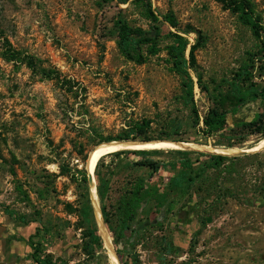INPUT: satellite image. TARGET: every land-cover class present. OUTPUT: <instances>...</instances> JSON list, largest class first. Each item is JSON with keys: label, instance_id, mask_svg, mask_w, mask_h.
Instances as JSON below:
<instances>
[{"label": "rangeland", "instance_id": "374dc122", "mask_svg": "<svg viewBox=\"0 0 264 264\" xmlns=\"http://www.w3.org/2000/svg\"><path fill=\"white\" fill-rule=\"evenodd\" d=\"M247 1L264 25V0ZM133 2L0 0V31L13 48L83 84L95 116L92 125L84 124L71 111L81 97L74 101L57 82L25 64L6 62L0 42V235L27 259L32 252L28 240L34 236L42 256L58 264H110L105 246L100 257L86 252L85 231L74 211L81 191L72 176L85 172L80 152L88 156L97 147L93 140L118 136L130 120H151L152 136L174 135L178 125L176 132L186 142L211 148L234 143L231 150L251 152L262 140L235 124L259 119L264 100L250 101L233 115L231 101L225 99L236 75L253 63L255 68H248L252 82L264 89L262 39L217 0H151L160 20L173 11L182 29L190 26L205 37L196 53L204 89L193 72L190 89L171 69L164 34L162 51L142 64L120 53L114 28L119 15L149 37L159 33ZM181 34L192 44L197 38ZM215 98L223 99L229 112L228 129L205 140L193 127L191 107L194 103L202 126ZM90 127L99 137L90 139ZM208 153L164 150L102 159L99 172L109 180L104 202L109 225L102 218L120 264H264V148L246 156L229 154L240 160L218 169ZM148 162L159 169L138 165ZM187 162L194 167L193 176L200 175L176 193L171 182ZM95 180L98 186L96 173ZM136 182H144L150 192L128 221L125 202ZM159 196H165L164 203ZM99 204L102 211L100 198ZM8 212L32 223H21ZM95 225L100 235L96 219Z\"/></svg>", "mask_w": 264, "mask_h": 264}, {"label": "trees", "instance_id": "16d2710c", "mask_svg": "<svg viewBox=\"0 0 264 264\" xmlns=\"http://www.w3.org/2000/svg\"><path fill=\"white\" fill-rule=\"evenodd\" d=\"M101 5H108L115 2V0H96ZM225 10L230 11L232 14L236 15L238 20L245 26L251 28L252 33L258 39H262V44L264 47V25L262 18L256 14L253 6L247 0H217ZM129 0H116L117 5H125ZM134 5L141 8L142 16L154 23L156 29L159 30V33L154 37H149L148 34L140 27H134L130 22L123 16L118 17L114 23V28L117 34V44L118 49L122 56L127 60L135 62L137 64L144 63L149 57L158 55L161 51V39L160 37L164 34V37L169 39V44L166 46L165 50L169 56V64L171 69L175 74L184 78L185 84L193 89L194 81L191 77L190 72H193L197 79L201 90L202 87V77L199 72V65L196 53L197 51L205 45V37L201 32L195 30L194 28L187 26L181 28L175 14L173 11H169L166 15L162 16L160 20L159 16L153 10L151 0H134ZM124 10H120L122 14ZM169 26L170 29L167 32H164V27ZM171 29H174L173 32ZM195 33L197 38L192 44L187 37L182 35ZM0 42H1V56L8 63H21L27 65L34 73L41 75L43 78L55 81L65 91L66 94L70 95L74 101L79 100V105L77 108L71 107L73 113H78L84 120L87 125H92V120L94 119V114L91 111V106L88 104V95L87 89L80 82L74 79L62 78L60 72L56 69L47 68L43 65H38L34 57L23 54L21 51H18L13 48L12 44L7 38H5L2 31H0ZM251 69L255 68V64L246 67L241 70L239 74L236 75V78L230 84L228 95L225 99L231 101V112L233 115L237 113L239 107L244 106L250 101L264 100V89H259L258 85L252 82V73ZM263 69V68H259ZM223 100V99H222ZM217 98L212 99L213 103L206 115L202 120V126H200V117L198 110L195 104H192V120L193 127L198 129V132L205 140H209L213 137L222 135L228 129V115L229 112L224 106H222L221 101ZM152 121L149 119L142 120H130L127 122V128L124 129L116 137H100L96 141L93 140V143H96L95 146L101 145L106 142L111 141H179L186 142L185 139L180 137L176 131L180 126L174 128L176 136L173 134H160L159 136H152L150 134V129L152 127ZM236 127L242 128L245 131H248L252 134L260 135L261 139L264 138V113L260 116L259 119L253 120L251 123H246L244 121H237L235 124ZM92 127V126H91ZM88 128L86 131L90 134V139H95L99 137L97 134L98 131L95 128ZM198 142V141H197ZM196 142V143H197ZM217 145V144H216ZM218 146V145H217ZM236 144L230 143L228 147H234ZM227 148V149H230ZM159 151H132L126 150L121 151L120 153L113 154L111 156H121L125 154H134V155H149L158 153ZM182 154H187V152L179 151ZM80 155L83 156L84 162L87 160L85 152H80ZM256 155V154H255ZM211 166L218 169L222 167L227 162H234L240 160L238 157L229 158L226 155H216L210 156ZM102 161V160H101ZM101 161L96 167V176L98 180V196L102 203V214L104 221L109 225V221L106 215V205L104 204L106 199V191L109 190V180L104 178L100 172L99 167ZM140 166H148L153 172H156L159 168L153 162L140 163ZM194 167L191 162H187L183 165L182 170L173 178L171 182V190L176 193L184 192L189 184H194L196 178L199 177L193 176ZM203 172V171H202ZM80 176H72L73 182L77 184L80 189L79 204L74 209L77 213L81 226L85 231V238L87 239V249L88 254L94 256H102L105 252V248L100 235L98 234L96 225H95V213L93 208L92 200L90 199L89 187H88V178L87 172L84 173L78 171ZM150 190L146 189L144 182H136L130 190H128V200L125 202V211L128 221H133L138 213V210L141 208L142 203L147 199ZM160 204L165 202V196L158 197ZM8 211V210H6ZM11 217H15L21 223L30 224L31 220H27L26 216H16L15 213L8 212ZM98 227V226H97ZM33 237L31 236L28 240V246L32 249L30 254V259L35 264H58L50 259L49 256H42V248L40 243H34ZM104 257L108 256L104 254ZM123 261V260H122ZM125 264V263H123Z\"/></svg>", "mask_w": 264, "mask_h": 264}, {"label": "bare ground", "instance_id": "6f19581e", "mask_svg": "<svg viewBox=\"0 0 264 264\" xmlns=\"http://www.w3.org/2000/svg\"><path fill=\"white\" fill-rule=\"evenodd\" d=\"M264 148V138L258 143L256 147L251 149V152ZM134 150V151H164V150H175L184 152H202L210 151L208 154L216 155H234L239 154L241 150H231V149H219L211 148L208 146H203L200 144L190 143V142H179V141H148V142H122V141H111L109 143H103L93 149L90 157L88 171L89 174H94L99 162L113 154L120 153L121 151ZM91 200L95 210V219L97 222L99 233L103 239L104 246L106 247L110 264H120L117 252L113 246L112 240L108 233L107 228L103 222L102 213L99 204V196L97 191L96 180L95 183L90 188Z\"/></svg>", "mask_w": 264, "mask_h": 264}, {"label": "crops", "instance_id": "0c3cea01", "mask_svg": "<svg viewBox=\"0 0 264 264\" xmlns=\"http://www.w3.org/2000/svg\"><path fill=\"white\" fill-rule=\"evenodd\" d=\"M20 250L18 246L7 245L6 239H2L0 235V264H35Z\"/></svg>", "mask_w": 264, "mask_h": 264}, {"label": "water", "instance_id": "95a60500", "mask_svg": "<svg viewBox=\"0 0 264 264\" xmlns=\"http://www.w3.org/2000/svg\"><path fill=\"white\" fill-rule=\"evenodd\" d=\"M117 142V141H116ZM122 142H137V141H122ZM142 142H145V141H142ZM109 143V142H107ZM99 146V145H97ZM262 149V148H261ZM260 150V149H259ZM134 151V150H132ZM258 151V150H257ZM257 151H254V152H250L249 150H243L242 152H240L238 155H242V156H246V155H249V154H253V153H256ZM93 150L88 154L87 156V160H86V163H85V171L87 172V178H88V187H89V193H90V188L91 186L95 183V173L94 174H89V171H88V167H89V162H90V157H91V154H92ZM96 171V170H95ZM91 196V194H90ZM91 199V197H90ZM92 202V201H91ZM94 208V207H93ZM101 209V208H100ZM95 212V210H94ZM102 213V211H101ZM103 215V214H102ZM103 240V239H102ZM104 243V242H103Z\"/></svg>", "mask_w": 264, "mask_h": 264}]
</instances>
